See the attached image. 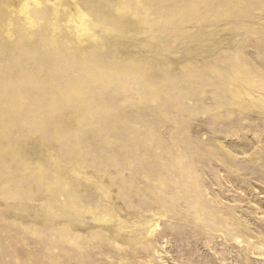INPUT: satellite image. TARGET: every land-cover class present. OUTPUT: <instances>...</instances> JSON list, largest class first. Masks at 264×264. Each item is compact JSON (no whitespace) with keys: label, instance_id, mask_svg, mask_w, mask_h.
Masks as SVG:
<instances>
[{"label":"rangeland","instance_id":"obj_1","mask_svg":"<svg viewBox=\"0 0 264 264\" xmlns=\"http://www.w3.org/2000/svg\"><path fill=\"white\" fill-rule=\"evenodd\" d=\"M0 264H264V0H0Z\"/></svg>","mask_w":264,"mask_h":264},{"label":"bare ground","instance_id":"obj_2","mask_svg":"<svg viewBox=\"0 0 264 264\" xmlns=\"http://www.w3.org/2000/svg\"><path fill=\"white\" fill-rule=\"evenodd\" d=\"M15 203V202H14Z\"/></svg>","mask_w":264,"mask_h":264}]
</instances>
